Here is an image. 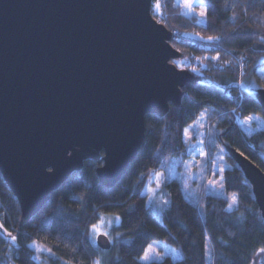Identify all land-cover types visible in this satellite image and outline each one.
<instances>
[{
  "label": "trees",
  "instance_id": "1",
  "mask_svg": "<svg viewBox=\"0 0 264 264\" xmlns=\"http://www.w3.org/2000/svg\"><path fill=\"white\" fill-rule=\"evenodd\" d=\"M202 2L205 20L184 13L176 0L153 1L152 14L175 31L173 44L183 52L172 61L202 78L183 87L181 105L171 103L165 116L146 115L145 139L116 185L100 182L101 157L86 160L83 169L72 173L40 212L21 226L20 203L0 171V264H264L261 212L248 181L220 142L222 135L264 169V126L248 133L234 122L231 125L233 108L245 117L257 114L264 120L256 89L240 84L255 78L264 86L257 71L264 64V0ZM210 36L219 39L208 40ZM202 112L211 120L212 155L222 152L231 163L222 172L226 194L202 193L204 182L194 179L195 188L188 196L180 179L168 178L161 197L168 203L158 216L148 204L145 187L164 162L186 154L185 129ZM230 195L237 197L231 208ZM102 214L120 216V223L111 228L110 249L100 248L91 236V225ZM153 240L169 243L179 257L141 261ZM33 242L51 251L37 253Z\"/></svg>",
  "mask_w": 264,
  "mask_h": 264
},
{
  "label": "water",
  "instance_id": "2",
  "mask_svg": "<svg viewBox=\"0 0 264 264\" xmlns=\"http://www.w3.org/2000/svg\"><path fill=\"white\" fill-rule=\"evenodd\" d=\"M153 1L0 0V171L21 226L86 160L101 157L100 182L116 185L145 139L146 115L165 116L201 80L172 61L183 52ZM256 96L264 109V86ZM220 142L264 221V169ZM96 243L112 247L102 233Z\"/></svg>",
  "mask_w": 264,
  "mask_h": 264
},
{
  "label": "rangeland",
  "instance_id": "3",
  "mask_svg": "<svg viewBox=\"0 0 264 264\" xmlns=\"http://www.w3.org/2000/svg\"><path fill=\"white\" fill-rule=\"evenodd\" d=\"M176 2L181 6V9L184 13L195 14L201 20L206 19V17L199 16L201 7L200 3H197L196 0H193V10H190L187 7V5L184 3V0H176ZM257 71L258 76L264 78V64L260 65ZM240 84H243L245 88L252 87L257 89L258 87H261L255 78L248 82V84L244 81L240 82ZM252 115H255L256 117H258V119L252 122L250 131L243 127V129L248 133H251L255 128L264 126V120L259 115ZM192 126H194V131L197 132L200 137L198 142L195 143V141H193L191 143V132L189 133L191 127L186 128L185 130L187 131H185L186 134H184V140L187 145L186 154L184 156L179 157L173 162H164L163 167L158 168L152 173L151 181L145 187V192L148 193V204L153 208V210L158 216L162 215L165 206V201H163V199L161 198V188L164 180L168 178L170 179L176 177L180 179L182 181L184 191L188 196H190L191 191L195 188V185L193 183L194 179L201 181V183L204 182L203 189L201 190L202 193L203 191H207L226 194L224 187V179L220 169L224 170L226 167H229L231 163L227 160L226 156L222 152L217 155H212L211 148L210 152L207 149L206 134L207 132L211 131V120H208L207 114L205 112H202L200 117L194 123H192ZM212 158L214 159L212 160ZM213 161H215V164H213ZM217 172L219 173L218 175L216 174ZM233 196L235 195H230L231 204ZM117 216L120 217L117 214H102L101 216V219H103L104 221V223L101 225V233L103 231H107L111 239L114 238L111 232L112 226L114 224L117 225L120 223V221L119 223H117L115 220V217ZM100 221L97 224H100ZM109 221H111V224H109ZM149 245H152L155 249V252L151 253L153 259L149 261L161 260L164 259L166 256H172L173 258L179 257L178 250L163 240H153ZM148 246L145 252L148 251ZM141 261L149 262L144 260Z\"/></svg>",
  "mask_w": 264,
  "mask_h": 264
},
{
  "label": "snow or ice",
  "instance_id": "4",
  "mask_svg": "<svg viewBox=\"0 0 264 264\" xmlns=\"http://www.w3.org/2000/svg\"><path fill=\"white\" fill-rule=\"evenodd\" d=\"M197 3H200V7H201V10L199 12V16L200 17H206V8L205 6L203 5L202 3V0H196ZM184 3L187 5V7L190 9V10H193V0H184ZM156 7L157 9L160 8V4L157 3L156 4ZM208 40H216V39H219V37H208L207 38ZM175 63V61H174ZM235 111V110H233ZM258 119V117H256L255 115H249L248 117H246L243 121H241V123L244 125V127L250 131L251 129V124L254 120ZM187 131V130H186ZM202 143V141H201ZM213 164H215V161H213ZM221 172H223V169H220ZM210 183H214V182H210ZM77 199H82L81 197H77ZM165 204H167L168 202L165 201L164 202ZM237 203V197L236 196H233L232 197V204L229 205V207H233V205H235ZM115 220L117 223H119L120 221V217H115ZM104 223L103 219H101L100 221V224H92L91 225V236H92V239H93V242H95V238L101 234V225ZM109 224H111V221H109ZM0 228H3V225L0 224ZM4 232L7 234V235H11L10 233H7V229H4ZM103 236L105 237H108L109 239H111V237H109V233L107 231H103L102 232ZM13 239H15V237H12ZM31 247H34L37 251V253L43 251V250H46V251H51L50 249H42L40 247H36V244L35 242H33V244L31 245ZM261 252H264V248H261L260 249ZM155 252V249L153 248L152 245H149L148 246V251H146L144 253V255L142 257H139V259L141 260H144V261H149L151 259H153V256L151 255V253H154ZM95 264H100L99 261H96Z\"/></svg>",
  "mask_w": 264,
  "mask_h": 264
},
{
  "label": "built area",
  "instance_id": "5",
  "mask_svg": "<svg viewBox=\"0 0 264 264\" xmlns=\"http://www.w3.org/2000/svg\"><path fill=\"white\" fill-rule=\"evenodd\" d=\"M235 110V111H233ZM232 114H233V121L239 126V127H244V125L241 123V121H243L246 117L243 115V112L239 110V108H233L232 109ZM208 136H209V132H207L206 134V140H207V149L210 152V146L208 144ZM211 157V155H210ZM214 158H212L213 160Z\"/></svg>",
  "mask_w": 264,
  "mask_h": 264
},
{
  "label": "crops",
  "instance_id": "6",
  "mask_svg": "<svg viewBox=\"0 0 264 264\" xmlns=\"http://www.w3.org/2000/svg\"><path fill=\"white\" fill-rule=\"evenodd\" d=\"M188 127H191V129H190V131H189V133L191 132V143H192L193 141H195V143H197L198 140H199V138H200L199 135H198V133L194 131V126H192V124H190V125L187 126L186 128H188ZM203 128H204V126H203ZM185 131H186V130H185ZM200 132H201V130H200ZM185 134H186V132H185ZM163 171H164V170H163ZM161 197L164 198V194L162 193V188H161ZM174 259H176V258H174Z\"/></svg>",
  "mask_w": 264,
  "mask_h": 264
}]
</instances>
